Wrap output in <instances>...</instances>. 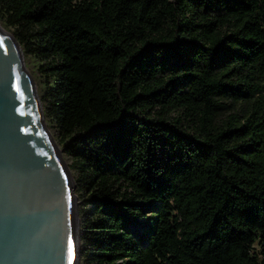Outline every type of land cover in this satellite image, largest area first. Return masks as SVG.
Segmentation results:
<instances>
[{
	"label": "trees",
	"instance_id": "1",
	"mask_svg": "<svg viewBox=\"0 0 264 264\" xmlns=\"http://www.w3.org/2000/svg\"><path fill=\"white\" fill-rule=\"evenodd\" d=\"M82 203L81 264H264V0H0Z\"/></svg>",
	"mask_w": 264,
	"mask_h": 264
},
{
	"label": "water",
	"instance_id": "2",
	"mask_svg": "<svg viewBox=\"0 0 264 264\" xmlns=\"http://www.w3.org/2000/svg\"><path fill=\"white\" fill-rule=\"evenodd\" d=\"M75 200L22 49L0 25V264H76Z\"/></svg>",
	"mask_w": 264,
	"mask_h": 264
},
{
	"label": "rangeland",
	"instance_id": "3",
	"mask_svg": "<svg viewBox=\"0 0 264 264\" xmlns=\"http://www.w3.org/2000/svg\"><path fill=\"white\" fill-rule=\"evenodd\" d=\"M0 25H1V24H0ZM39 64H40V62L37 61V60L34 59V58H30V59H28V60L25 61V66H26V68H27V70H28V72H29L30 74H31V73H34L35 69L39 66ZM32 78H33V80H34V82H35L36 89H37V93H38V96H39V88H37V82H39V79L36 78V75H34V76L32 75ZM45 125H46V123H45ZM46 127H47V125H46ZM47 129H48L50 135L52 136L53 141L56 143V141H55V137L53 136V132H52V130H49L48 127H47ZM62 158H63V156H62ZM63 160H64V162H65V164H66L67 166H68L69 164H71V162H70L68 159L63 158ZM69 171H70V170H69ZM70 174H71L72 179H73L74 193H75V190H76V183H75V180H74V177H73L71 171H70ZM75 196H76V200H75V208H76V211H77V214H78V211H79V210L81 209V207H82V203H81L80 199L78 198L77 193H75ZM77 229H78V231H77V232H78V233H77L78 235H77V236H79V238H80L81 231H80V219H79V217H78V221H77ZM77 251H78V256H77L76 264H81V259H80V241H79L78 244H77Z\"/></svg>",
	"mask_w": 264,
	"mask_h": 264
},
{
	"label": "bare ground",
	"instance_id": "4",
	"mask_svg": "<svg viewBox=\"0 0 264 264\" xmlns=\"http://www.w3.org/2000/svg\"><path fill=\"white\" fill-rule=\"evenodd\" d=\"M76 235H77V233H76Z\"/></svg>",
	"mask_w": 264,
	"mask_h": 264
}]
</instances>
